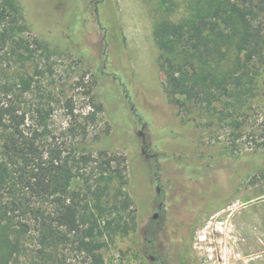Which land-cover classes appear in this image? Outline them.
Returning a JSON list of instances; mask_svg holds the SVG:
<instances>
[{
  "label": "rangeland",
  "instance_id": "rangeland-1",
  "mask_svg": "<svg viewBox=\"0 0 264 264\" xmlns=\"http://www.w3.org/2000/svg\"><path fill=\"white\" fill-rule=\"evenodd\" d=\"M18 1L27 25L22 36L38 39L44 47L37 49L34 44L32 56L23 50V56L0 53L1 79L15 86V98L26 112L27 125L43 134L44 144L64 143L67 151L92 152L97 159L89 163L87 172L82 171L85 175L81 173L73 180L71 189L80 193L83 210L87 203L95 215L102 213L94 235L105 243L101 249L104 264H151L144 255L145 246L150 247L148 241L166 220L167 194L173 186L168 177L172 168L166 158L173 156L177 162L201 166L229 163L246 153L254 155L260 149L257 143L264 141L260 138L264 72L248 123L237 140L240 148L233 153L229 145L236 131L217 125L216 112L196 105L182 111L165 96L154 27L163 18L169 0H114L126 40L125 59L115 57L117 69L113 65L109 73L102 70L103 33L93 6L95 0ZM49 6L58 18L49 12ZM178 10L175 7L170 18L176 19ZM126 66L132 75L133 98L119 79L128 85L125 76L118 74ZM109 92L125 107L130 131L114 120L107 100ZM38 108L43 109V119ZM153 113L177 128L179 138L170 137L164 143L165 135L149 127ZM101 149L107 151L106 156L116 154L123 159L122 177L111 171L102 173L96 167L106 158L99 155ZM254 158L238 160L225 194L215 190L212 198L195 199L186 216L185 238H181L182 246L171 264H264V167ZM197 185L195 192L201 183ZM210 193L206 190L201 194ZM122 201L129 204L126 210L117 207ZM97 203L105 209L99 210ZM155 213L159 214L157 219L153 218ZM122 219L127 230L113 223L123 224ZM200 232L206 234L205 242L198 240ZM22 240L25 249L19 264H29L38 248L36 231L22 234ZM58 254L67 263L87 264L71 244L62 245Z\"/></svg>",
  "mask_w": 264,
  "mask_h": 264
},
{
  "label": "trees",
  "instance_id": "trees-1",
  "mask_svg": "<svg viewBox=\"0 0 264 264\" xmlns=\"http://www.w3.org/2000/svg\"><path fill=\"white\" fill-rule=\"evenodd\" d=\"M168 3L163 18L154 27L158 63L165 75V96L182 111L196 105L208 109L209 113L216 112L217 125L236 131L229 145L233 152L240 148L237 140L248 123L258 94L259 78L264 72V0H169ZM93 6L103 33L102 70L113 72V65L117 69L115 57L125 59L126 41L115 1L95 0ZM175 7L179 9L178 17L170 18ZM49 12L58 18L51 6ZM25 29L27 25L19 1L0 0V53L23 56V50L32 56L36 48L44 47L38 39L22 36ZM118 72L115 74L125 76L128 85L119 79L133 98L129 67ZM15 92V86L0 77V133L3 136L0 140V264L21 262L25 249L22 234L32 230L36 231L38 248L29 264H71L58 254L59 248L68 244L83 255L85 263L104 264L101 249L105 243L96 240L94 235L102 213L99 212L100 217L95 215L87 203L83 210L80 193L71 189L73 180L82 171L87 172L89 163L97 159L92 152L67 151L64 143L44 144L43 134L27 125L26 112L18 105ZM107 100L114 120L130 131L126 109L119 103V97L109 92ZM37 111L43 119V109ZM149 123L150 129L165 135L164 143L169 142L170 137L179 138V130L157 114L151 115ZM262 126L260 138H264V121ZM77 129L71 128L70 132L75 133ZM257 146L260 149L254 155L246 153L220 165L196 166L177 162L173 156L166 158L172 168L168 177L173 186L166 199V228L160 234L164 244L174 242L170 231L173 226L180 228L178 234L185 238L186 216L195 199L212 198L215 190L227 192L225 188L238 160L255 157L262 161L259 166L264 167V141ZM99 155L106 156L107 151L101 149ZM122 163L123 159L113 154L100 160L96 167L102 173L111 171L122 177ZM157 175H161L159 168ZM199 182L201 186L195 192ZM206 190L211 191V196L201 194ZM128 205L122 201L117 207L126 210ZM96 207L101 211L105 209L99 203ZM122 220L123 224L113 223L127 230V222ZM87 222L90 225L87 226ZM158 258L166 262L161 253Z\"/></svg>",
  "mask_w": 264,
  "mask_h": 264
},
{
  "label": "flooded vegetation",
  "instance_id": "flooded-vegetation-1",
  "mask_svg": "<svg viewBox=\"0 0 264 264\" xmlns=\"http://www.w3.org/2000/svg\"><path fill=\"white\" fill-rule=\"evenodd\" d=\"M164 190V188H162ZM161 187H159V190H162ZM164 205V202L161 203V206ZM158 213H155L153 215L154 219H157L159 217V214L156 215ZM165 223V222H164ZM162 223L160 226H158L154 232V237L153 239L149 240L148 243L150 244V249H151V253L150 250L147 246H145V250H144V255L145 256H149L150 258V263L151 264H171V260L173 258L176 257L177 254V249L178 247L182 246V236L181 233H179L180 228L173 226V228L170 229L171 232H173V236L175 237V240L173 243H169L168 244H164L161 239H160V234L161 232H163L165 230V224ZM170 232V233H171ZM170 237V236H169ZM172 237V236H171ZM162 254L163 256H165L166 258V262L162 263L161 260L158 258L159 254ZM169 253V254H168Z\"/></svg>",
  "mask_w": 264,
  "mask_h": 264
},
{
  "label": "built area",
  "instance_id": "built-area-1",
  "mask_svg": "<svg viewBox=\"0 0 264 264\" xmlns=\"http://www.w3.org/2000/svg\"><path fill=\"white\" fill-rule=\"evenodd\" d=\"M198 240L201 241V242H205L207 240V236L205 233L203 232H200L197 236Z\"/></svg>",
  "mask_w": 264,
  "mask_h": 264
},
{
  "label": "water",
  "instance_id": "water-1",
  "mask_svg": "<svg viewBox=\"0 0 264 264\" xmlns=\"http://www.w3.org/2000/svg\"><path fill=\"white\" fill-rule=\"evenodd\" d=\"M156 215H158V214H156Z\"/></svg>",
  "mask_w": 264,
  "mask_h": 264
}]
</instances>
